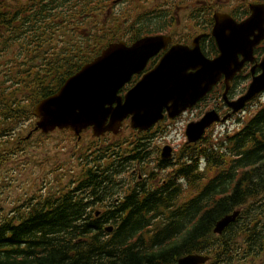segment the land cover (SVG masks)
<instances>
[{
	"label": "flooded vegetation",
	"instance_id": "obj_1",
	"mask_svg": "<svg viewBox=\"0 0 264 264\" xmlns=\"http://www.w3.org/2000/svg\"><path fill=\"white\" fill-rule=\"evenodd\" d=\"M96 2L103 8L104 13H111L118 18L122 16L118 24L125 33L130 32L131 23L151 24V27L153 24L157 25L153 32L143 36L166 35L171 38L166 48L149 58L142 70L132 76L131 80L134 79V83L152 69L173 44L191 46L195 38L206 56L210 49L216 51L217 55L219 50L212 36L215 16L228 15L238 23L249 16L254 5L264 4V0H96ZM263 44L264 40L253 48V60H246L241 70L233 77L228 90L230 99L241 95L250 82L252 73H258L259 68L254 67L260 59L256 55V48ZM239 58L242 56L239 55ZM244 81L247 83L242 90L236 92V89H233L231 92L234 85ZM218 85H223V78ZM126 86L127 84L120 89L121 95L124 94ZM219 113L221 117H227L223 121L212 123L199 140L184 144L185 147L182 145L179 152L169 141L155 145V136L163 131L162 128H157L159 124L141 131L129 128L130 134L127 136L120 135L122 128L116 134L105 132L100 136H93L91 129L88 128L84 132L90 131L89 139L83 141L85 144L77 148V163L68 168L69 182H103L105 178L111 180L119 178L123 183L129 178H134L133 183L139 180L152 182L153 177L157 180L164 172L172 171L171 201L167 203L158 198V209L161 214L163 211L172 215L173 236L168 240H147L145 243L165 246L166 260H169V263H176L184 256L197 254L205 257L203 262L197 264H264V175L259 174L256 169L258 164H264V152H258L256 145V140L264 133V120L259 118L253 122L249 136L238 143V146H234L232 140L259 114L255 110L234 113L226 105H222ZM200 117L201 115L195 118V121ZM216 127L222 132L216 137L211 136L209 132ZM28 132L25 134L26 139L36 131L27 136ZM81 137L82 134L75 136L79 141ZM207 138L216 141L213 147L205 143ZM164 145L171 147L170 158L161 156ZM202 146L206 147L207 154L198 155L197 152ZM184 149L190 151L186 169L195 173L193 175L182 174L184 170L180 164L184 162L181 159ZM211 161L226 164L221 174L218 173V168L208 164ZM100 163H117L120 173L117 176L108 174L109 169L100 166ZM242 163H254V174H243L251 170L248 165L242 168ZM164 166L167 170H162ZM50 174L51 172L47 170L37 176L36 184L31 182L32 192L15 203L9 212L4 214L5 216L0 217V228L4 224L3 221L6 224L5 231L0 229V245H4L0 246V253L11 251L12 264H18L22 260L24 264H32L36 252L39 251L33 248L24 234L19 235V232L28 231V225L24 221L28 220L32 209L41 211L44 215L50 212L52 193L49 191L50 182L47 183ZM55 174L57 175L53 176L54 182L60 179L59 174ZM91 174L94 176H90ZM61 182L67 183L64 180ZM129 187L124 183L123 190ZM110 193L101 192L97 202L88 210H94L97 215L105 211L112 212L116 206L118 207L123 192ZM53 194V201L57 202L61 193L56 191ZM163 204H166L167 208L164 209ZM224 218L228 219L226 224L219 232L215 231L217 223Z\"/></svg>",
	"mask_w": 264,
	"mask_h": 264
},
{
	"label": "trees",
	"instance_id": "obj_2",
	"mask_svg": "<svg viewBox=\"0 0 264 264\" xmlns=\"http://www.w3.org/2000/svg\"><path fill=\"white\" fill-rule=\"evenodd\" d=\"M102 11L96 0H0V163H7L14 152L24 148L26 135L20 126L32 127L29 125L33 120L32 108L40 99L57 91L68 76L107 43L122 38L131 42L152 33L157 26L131 23L130 32L125 33L118 24L122 16L118 18ZM215 53L210 49L207 54ZM263 53L264 46H258L257 57ZM222 88L223 85L216 86L215 95ZM256 101L254 110L259 115L232 140L234 146L249 136L253 122L259 118L264 120V100ZM214 142L212 138L205 141L210 147ZM256 145L258 152H264V133ZM189 154L185 151L181 157L184 162L180 167L185 176L195 174L186 169ZM197 154H207L206 147L202 146ZM208 164L218 168L219 174L226 167L225 163ZM246 165L251 172L243 174H254V163H242V168ZM100 166L109 169L108 174L120 173L117 163H100ZM256 169L264 175V164H258ZM172 175L168 171L157 180L153 177L152 182L139 180L127 190H123L124 183L119 178L67 183L58 179L50 188V212L44 215L32 209L24 221L28 231L19 232L39 250L32 264L169 263L165 246L145 241L168 240L173 236L172 215L163 211L161 214L158 209V198L167 203L171 201ZM54 187L61 193L57 202L53 201ZM119 191L123 194L112 212L96 215L94 210H88L101 192ZM162 206L167 208L166 204ZM2 223L0 229L5 231L6 224ZM109 225L113 228L107 232ZM0 264H12L11 251L0 253ZM18 264H24L23 260Z\"/></svg>",
	"mask_w": 264,
	"mask_h": 264
},
{
	"label": "water",
	"instance_id": "obj_3",
	"mask_svg": "<svg viewBox=\"0 0 264 264\" xmlns=\"http://www.w3.org/2000/svg\"><path fill=\"white\" fill-rule=\"evenodd\" d=\"M220 17L218 22L215 16L212 28L219 50L215 57H206L195 38L192 46L173 44L124 95L118 94L122 86L142 70L151 56L166 48L171 38L154 35L141 37L130 45L122 40L109 43L70 75L56 92L34 105L33 129L44 134L55 128L69 129L79 136L90 127L94 136H100L105 132L117 133L122 121L129 117L131 128L147 130L163 120L165 112L173 119L194 106L221 77L225 84L223 101L231 112L241 110L264 91L263 56L254 65L260 72L252 73L245 92L233 100L227 96L229 82L246 60H253V48L264 39V4L254 5L250 15L238 23L228 15ZM226 117L221 118L215 109L206 110L199 120L186 125V143L197 141L208 126ZM170 151L169 146H164L162 158L169 157ZM227 220H220L215 231L219 232ZM106 230L110 232L112 226ZM204 260L201 255L190 254L169 264H197Z\"/></svg>",
	"mask_w": 264,
	"mask_h": 264
},
{
	"label": "rangeland",
	"instance_id": "obj_4",
	"mask_svg": "<svg viewBox=\"0 0 264 264\" xmlns=\"http://www.w3.org/2000/svg\"><path fill=\"white\" fill-rule=\"evenodd\" d=\"M182 32L185 31L182 30ZM262 46H264V44ZM246 83V81L237 83L234 88L236 89V92L242 90ZM215 94L216 91H213L205 100L199 102L194 107L188 109L172 120L165 117L163 121L158 122L157 124L159 125L157 128H162L163 131L155 136V145H158L163 141H169L179 152L185 141V125L202 115L204 111L219 107L221 98L216 97L217 95ZM259 100H264V92L259 95ZM256 104L257 102L254 101V103L248 105L243 111H254ZM34 121L35 120H32V123L29 125L33 126ZM26 127H28L27 124H22L20 126L21 132L24 135L32 128L30 127L26 129ZM121 132V136H127L130 134L127 121L123 123ZM221 132L222 130L219 127H216L209 133H211V136L216 137ZM81 134L82 137L79 141L76 140L74 134L71 131H67V129H55L46 134L36 131L30 138L24 141L25 145L21 151L14 152L7 163H0V217L2 215L5 216L4 214L7 211L9 212L15 203L23 200L25 196L31 193V182L35 185L37 176L42 175L47 170L51 172L47 182H50V188L51 184L53 186L56 185L53 181V176L57 175L55 173L59 174L60 181L64 180V182H69L70 172L68 171V168L77 163L76 150L79 146L85 144L83 141H88L90 131H85ZM184 151L187 153L190 152L187 149H184ZM54 166H57V169H53ZM162 170L167 169H165L164 166ZM133 180L134 178H129L124 183L131 186ZM56 188L57 187H54L53 191H58Z\"/></svg>",
	"mask_w": 264,
	"mask_h": 264
},
{
	"label": "bare ground",
	"instance_id": "obj_5",
	"mask_svg": "<svg viewBox=\"0 0 264 264\" xmlns=\"http://www.w3.org/2000/svg\"><path fill=\"white\" fill-rule=\"evenodd\" d=\"M220 18H221L220 16H217V21H218V22H219Z\"/></svg>",
	"mask_w": 264,
	"mask_h": 264
}]
</instances>
